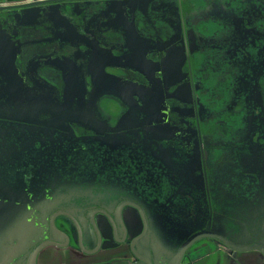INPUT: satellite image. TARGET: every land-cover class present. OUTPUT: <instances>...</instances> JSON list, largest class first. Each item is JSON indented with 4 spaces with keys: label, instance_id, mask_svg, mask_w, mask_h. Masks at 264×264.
Here are the masks:
<instances>
[{
    "label": "flooded vegetation",
    "instance_id": "flooded-vegetation-1",
    "mask_svg": "<svg viewBox=\"0 0 264 264\" xmlns=\"http://www.w3.org/2000/svg\"><path fill=\"white\" fill-rule=\"evenodd\" d=\"M125 1H0V249L264 264V0Z\"/></svg>",
    "mask_w": 264,
    "mask_h": 264
},
{
    "label": "water",
    "instance_id": "water-1",
    "mask_svg": "<svg viewBox=\"0 0 264 264\" xmlns=\"http://www.w3.org/2000/svg\"><path fill=\"white\" fill-rule=\"evenodd\" d=\"M115 1V0H114ZM139 2H142V0H126L124 3L125 5L128 6L130 9V4L131 10L135 12V9L137 7H140L141 4ZM132 31H136L135 25H132ZM8 206H12L11 209L8 208ZM40 205L37 203H28V204H23V205H15V204H4L0 205V209L4 211L5 209H9L10 213H13V217H7V215L2 216L0 218V239L7 240L9 239L8 236V228H13V227H21L20 222H26L25 215L27 214L28 217H32V222L34 221V214L39 212L45 213V210L39 207ZM12 211V212H11ZM15 212H17L20 215H16ZM47 212V211H46ZM16 216V217H14ZM35 226V229L32 234H30L28 237H22L20 241V246H16L15 248H3L0 249V264H36V257L39 254L40 250L44 246L47 245H52L55 247H58L62 250H64L61 247H66L68 242L63 244L62 243V238L58 237L57 235H54L51 233L48 229L47 225L40 226L38 224H33ZM50 233V234H49ZM52 234V235H51ZM17 240L21 238V236L16 235ZM41 242H44V244L39 245ZM173 243V242H172ZM142 244L149 248L150 246V251L153 253L154 257L150 256V253H148V261H146V264H162L168 259L170 260V264H181V260H183V257H186V252L187 249H185L184 253L185 256L181 255L182 252V247L178 248V244L175 242V248L172 249L171 251L166 250L164 247H162L161 243H151L149 245V242L143 240ZM135 245V243H134ZM134 245H132L134 249ZM33 246V249H32ZM57 249L52 248V252H49V256L47 257V262H53L55 261L58 251H54ZM68 250L62 251V255L64 257V260L68 264H75V263H80V264H90L87 260H85L84 256H75L72 253L67 252ZM135 251V250H134ZM53 253V254H52ZM65 253H68L65 255ZM176 253V257H175ZM47 255V254H46ZM139 256V255H138ZM63 259V258H62ZM61 260H59L60 262ZM136 264V262L134 263Z\"/></svg>",
    "mask_w": 264,
    "mask_h": 264
},
{
    "label": "crops",
    "instance_id": "crops-1",
    "mask_svg": "<svg viewBox=\"0 0 264 264\" xmlns=\"http://www.w3.org/2000/svg\"><path fill=\"white\" fill-rule=\"evenodd\" d=\"M3 1H14V0H3ZM192 3L194 4V6H196V8H201L204 5V0H193ZM224 255L226 254L223 252L214 251L213 253H210L208 256L204 258L203 257L197 258L196 261L193 262V264H227L226 260L223 259V257H225ZM46 256L48 257L49 254H47ZM40 264H68V263H66V261H60V262L56 261L53 263L44 261V262H41ZM235 264H242V263H235Z\"/></svg>",
    "mask_w": 264,
    "mask_h": 264
}]
</instances>
